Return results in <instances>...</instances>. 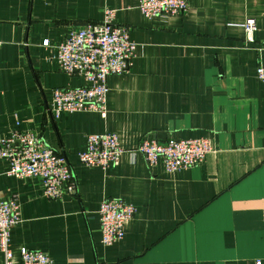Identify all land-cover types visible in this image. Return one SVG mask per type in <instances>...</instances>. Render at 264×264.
I'll return each instance as SVG.
<instances>
[{"label": "crops", "instance_id": "crops-1", "mask_svg": "<svg viewBox=\"0 0 264 264\" xmlns=\"http://www.w3.org/2000/svg\"><path fill=\"white\" fill-rule=\"evenodd\" d=\"M137 0H0V138L33 131L63 154L74 195L44 196L37 177L5 173L0 196L16 197L13 263L22 246L54 264H264V0H187L184 12L145 17ZM115 10L136 49L128 70L107 78L105 115L52 114L56 87L80 86L62 71L56 45L74 28ZM255 21L253 41L243 24ZM47 39L48 45H43ZM114 133L119 164L83 165L91 133ZM204 137L213 149L198 164L167 172L134 150L141 139ZM105 198L135 207L121 240L103 245L97 210ZM0 264L3 254L0 251Z\"/></svg>", "mask_w": 264, "mask_h": 264}, {"label": "built area", "instance_id": "built-area-1", "mask_svg": "<svg viewBox=\"0 0 264 264\" xmlns=\"http://www.w3.org/2000/svg\"><path fill=\"white\" fill-rule=\"evenodd\" d=\"M139 11L147 18H168L184 12L187 0H137ZM115 10L106 8L102 20L88 22L74 28L56 45V60L62 71L77 73L85 80L80 86H61L52 92V114L57 117L63 111H97L105 115L108 91L107 78L128 70L136 49L128 28L114 24ZM247 41H253L256 29L253 18L243 24ZM48 45V40L43 41ZM256 76L264 84V64L256 67ZM213 149L204 137L176 139L169 137L161 142L144 137L132 150L141 153L149 167L161 162L167 172L200 163ZM125 149L111 132L91 133L85 138V146L79 151V161L88 167L107 169L119 164ZM0 158L8 167L5 173L15 177H37L41 181L44 196L61 198L74 195L76 184L68 161L44 143L33 131L13 130L0 138ZM135 207L122 198H105L98 207L101 242L111 245L124 236L125 224L133 217ZM21 221L16 197L0 196V251L3 264H14L10 231ZM19 264H54L44 252L22 246L19 248ZM251 264H263L255 259Z\"/></svg>", "mask_w": 264, "mask_h": 264}]
</instances>
